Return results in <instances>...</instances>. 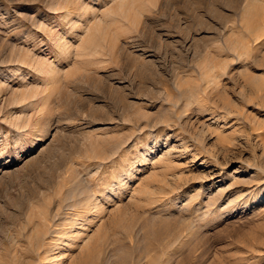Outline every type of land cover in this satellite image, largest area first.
<instances>
[{
	"label": "rangeland",
	"instance_id": "rangeland-1",
	"mask_svg": "<svg viewBox=\"0 0 264 264\" xmlns=\"http://www.w3.org/2000/svg\"><path fill=\"white\" fill-rule=\"evenodd\" d=\"M128 4L0 0V264H264V0Z\"/></svg>",
	"mask_w": 264,
	"mask_h": 264
},
{
	"label": "bare ground",
	"instance_id": "bare-ground-1",
	"mask_svg": "<svg viewBox=\"0 0 264 264\" xmlns=\"http://www.w3.org/2000/svg\"><path fill=\"white\" fill-rule=\"evenodd\" d=\"M119 1V8H120V10H122V13L128 8V6H129V4H128V0H118ZM250 3H246L245 4V6H244V8H243V10H244V12H248V10H249V8H251L250 7ZM254 5V4H253ZM109 11V10H108ZM107 11V12H108ZM252 11V10H251ZM110 13V12H109ZM96 23V22H95ZM103 36H104V34H103V29H102V26H101V23L99 22V23H97V24H95L94 25V27L89 31V33L87 34V36H86V39H85V41H84V44L83 45H90V46H93V45H96L101 39H103ZM236 46V45H235ZM233 47H234V45H233ZM238 47V46H237ZM137 48V47H136ZM234 50H235V47H234ZM28 59V58H27ZM205 59V58H204ZM43 62V61H42ZM46 64V63H45ZM49 65V64H48ZM44 66V65H43ZM50 66V65H49ZM44 68H46V67H44ZM51 71V70H50ZM49 72V71H48ZM208 80H210V79H212L213 78V76L212 75H209L208 74ZM207 80V81H208ZM210 81H212V80H210ZM34 91V90H33ZM32 91V92H33ZM25 96V95H24ZM95 145V144H94ZM150 193V192H149ZM87 202V201H86ZM90 204H91V206L92 207H94V208H97V210H101V207H98V205L95 203V202H92V200L90 199L89 201H88ZM88 203V204H89ZM87 204V205H88ZM86 205V206H87ZM84 206V205H83ZM90 206V207H91ZM95 211V210H94ZM128 229V228H127ZM68 235V233H66L65 232V234H64V236H67ZM176 241V240H175Z\"/></svg>",
	"mask_w": 264,
	"mask_h": 264
}]
</instances>
